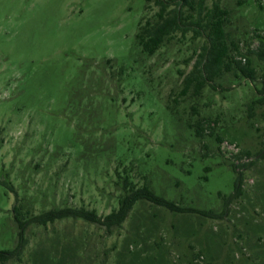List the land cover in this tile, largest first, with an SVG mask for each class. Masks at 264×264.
I'll list each match as a JSON object with an SVG mask.
<instances>
[{
	"label": "rangeland",
	"instance_id": "374dc122",
	"mask_svg": "<svg viewBox=\"0 0 264 264\" xmlns=\"http://www.w3.org/2000/svg\"><path fill=\"white\" fill-rule=\"evenodd\" d=\"M220 2L232 53L256 79L233 66L196 96L182 91L205 36L178 32L152 56L137 42L155 0H0V177L17 191L0 182L1 250L18 244L14 205L105 216L126 177L213 211L139 200L111 231L73 218L33 224L21 257L0 264H264V61L248 53L264 35V0ZM233 163L242 193L227 205Z\"/></svg>",
	"mask_w": 264,
	"mask_h": 264
},
{
	"label": "trees",
	"instance_id": "16d2710c",
	"mask_svg": "<svg viewBox=\"0 0 264 264\" xmlns=\"http://www.w3.org/2000/svg\"><path fill=\"white\" fill-rule=\"evenodd\" d=\"M155 2L159 6V11L153 18H148L145 23H142L141 20L136 34L137 42L146 54L154 55L178 32L185 34L189 30H193L194 37L205 36L207 38L206 44L199 53V59L184 81L183 94L193 88V94L197 96L207 85L216 87L214 83L216 78L220 77L224 71H230L233 66L243 76L252 81L256 79L255 69L251 66L250 59L246 58V62L243 64L242 60L236 59L232 53L233 50L228 42V32L226 31L230 12L221 5L220 0L214 1L211 7L206 4V0H155ZM255 37L259 39V45L256 50L249 49L248 53L255 52L259 59L264 61V35L257 33ZM233 45L234 50L240 54L239 44L233 43ZM203 130L202 126L197 127L196 133L201 134ZM210 134L213 135L214 132L211 131ZM219 141L221 142L222 138H219ZM232 166L238 175L235 191L228 197L227 205L242 193V173L238 171L239 165L233 163ZM0 182L9 187L17 196V191L10 180L0 177ZM124 182L126 193L120 198L119 207L105 216L99 215L95 209L85 207L52 208L39 214L27 216L21 206L14 205L13 216L19 227L18 244L12 250L0 249V263L21 257L28 244L27 228L33 224L47 225L58 220L73 218L104 226L108 231H111L123 224L139 200L150 201L174 212H195L206 216L213 213V211L181 206L157 195L146 184L136 187L128 177L124 179Z\"/></svg>",
	"mask_w": 264,
	"mask_h": 264
}]
</instances>
